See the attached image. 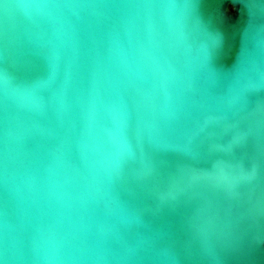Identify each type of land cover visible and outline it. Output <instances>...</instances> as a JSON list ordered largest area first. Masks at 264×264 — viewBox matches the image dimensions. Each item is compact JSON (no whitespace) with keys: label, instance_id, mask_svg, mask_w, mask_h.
I'll use <instances>...</instances> for the list:
<instances>
[{"label":"clouds","instance_id":"1","mask_svg":"<svg viewBox=\"0 0 264 264\" xmlns=\"http://www.w3.org/2000/svg\"><path fill=\"white\" fill-rule=\"evenodd\" d=\"M199 4L0 0V264H264V118H252L248 100L264 88V74L253 81L241 66L225 96L209 91L216 83L209 68L214 37ZM100 10H116L118 18L104 55L91 58L85 83L79 25L104 15ZM194 34L208 41L196 64L181 69L177 46ZM24 41L46 49L48 80L27 78L29 61L19 57ZM61 64L63 77L53 87ZM201 90L216 106L177 137L191 116L185 100ZM49 113L61 124L78 116L83 170L58 151L42 175L23 165L25 138L44 131L35 118ZM229 133L226 147L212 142ZM170 152L188 158L177 166L184 179L169 172L161 191ZM209 161L232 174L226 185H213L229 204L227 219L193 225L186 239L154 228L156 214L200 194L194 181L207 174L199 165ZM124 162L139 164L126 197L114 191ZM140 193L151 203H137Z\"/></svg>","mask_w":264,"mask_h":264},{"label":"water","instance_id":"2","mask_svg":"<svg viewBox=\"0 0 264 264\" xmlns=\"http://www.w3.org/2000/svg\"><path fill=\"white\" fill-rule=\"evenodd\" d=\"M104 15L86 17L80 22V47H81V75L86 83L87 68L92 57L97 54L104 55L107 33L117 20L116 10H100ZM199 12L207 25L208 32L219 34L222 43L219 47L209 49V68L216 77L214 86L209 91L217 96H225L235 82L236 70L243 66L247 69V76L253 81H259L264 74V0H200ZM208 41L202 34L190 35L188 39L179 44L176 49V63L181 69L187 64L194 66L201 55V45ZM19 57L29 61L28 79L39 78L42 82L48 80L51 69L47 60L46 49L39 44H29L24 41L19 47ZM61 70L57 72L55 84L63 77ZM203 76V73L201 74ZM45 94H47L45 92ZM249 108L253 111V119L264 118V88L248 93ZM185 108H189L191 116L187 121H181L179 132L191 127L199 119L203 109H212L216 101L209 97L203 90L185 100ZM37 116L35 119L44 126V131H33L23 144V154L20 157L23 165L42 175L44 169L51 160L53 151L64 153L65 159L77 168L83 170L84 164L80 151L76 146L80 121L78 116H73L71 121L63 124L54 117ZM75 124V127H73ZM210 130H218L211 126ZM231 134H225L222 138L212 142L226 147ZM176 143H182L176 139ZM209 142L203 146L207 148ZM134 144V141H133ZM217 156H224L223 151L217 150ZM171 163L165 168V175L161 178L160 190L164 191L169 179L168 173H175L176 180H182L177 171V166L187 162V157L177 153L168 154ZM208 169L207 174L195 178L196 191L200 193L186 201L168 214H156L153 217V227L156 229H171L181 239H186L193 225L219 226L226 219L229 204L223 198L222 190L213 188L215 184L226 185L230 182L232 174L229 170L213 169L212 163L205 162L199 165ZM139 164L124 162L120 166L121 178L114 182V191L127 196L128 189L132 187L130 182L131 172L138 168ZM241 191H246L242 186ZM132 199L131 197H127ZM139 204L151 203L146 193H140L137 200ZM46 207V206H45ZM233 206L231 211H238ZM54 211V209H53ZM257 264H261L257 261Z\"/></svg>","mask_w":264,"mask_h":264},{"label":"snow or ice","instance_id":"3","mask_svg":"<svg viewBox=\"0 0 264 264\" xmlns=\"http://www.w3.org/2000/svg\"><path fill=\"white\" fill-rule=\"evenodd\" d=\"M213 43H212V47L216 48L219 47L220 44L222 43V37L219 34H213Z\"/></svg>","mask_w":264,"mask_h":264}]
</instances>
